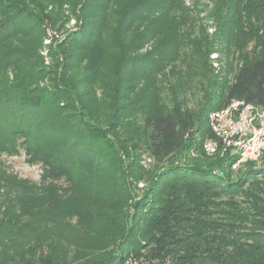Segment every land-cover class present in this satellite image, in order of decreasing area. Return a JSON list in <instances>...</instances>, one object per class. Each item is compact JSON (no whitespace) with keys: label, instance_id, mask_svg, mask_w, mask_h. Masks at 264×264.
<instances>
[{"label":"trees","instance_id":"16d2710c","mask_svg":"<svg viewBox=\"0 0 264 264\" xmlns=\"http://www.w3.org/2000/svg\"><path fill=\"white\" fill-rule=\"evenodd\" d=\"M199 7L186 0H0V148L9 155L23 151L29 162L55 174L74 160L95 164L102 150L98 129L111 134L120 123V93L128 98L142 90V101L128 105L141 137L123 150L132 157L124 165L141 166L132 156L136 150L156 168L137 180L146 189L130 208L127 197L109 206L120 221L123 214L128 218L99 233L97 244L112 251L95 264H264V161L235 172L234 157L202 152L212 138V111L232 101L264 106V51L239 46L241 66L215 77L195 103L182 96L190 84L182 82V88L179 79H170L178 101L172 97L165 106L166 72L191 58L183 49L217 55L212 64H201L206 76L232 54L229 44L198 39ZM40 49L51 65L45 66ZM107 54L116 56L108 71ZM192 67L182 79H190ZM191 150L201 156L183 162ZM18 217L12 206L0 209V264H55L52 245L48 254L8 258L5 239Z\"/></svg>","mask_w":264,"mask_h":264},{"label":"rangeland","instance_id":"374dc122","mask_svg":"<svg viewBox=\"0 0 264 264\" xmlns=\"http://www.w3.org/2000/svg\"><path fill=\"white\" fill-rule=\"evenodd\" d=\"M186 1L189 5L192 2L200 5V18L195 23V30L202 29V37L198 39L202 43L220 47L229 44L233 48L231 55L223 57L225 65L217 67L215 64L209 67L208 76L204 74L201 64H212L217 55L213 53L209 57L206 54L205 57L196 47L185 48L181 52L191 57L183 63L184 66L181 63L178 69L166 72L168 78L162 88L163 94L168 95L169 100L173 97L178 101L170 93L172 86L169 80L179 79L182 88H186L185 84H190L188 89H182V96L186 95L187 100L195 103L202 96L200 90L204 91L215 77L228 71L231 75L241 66L237 60L239 46L249 53L264 51V0H218L220 6L217 9L214 8L216 2L203 5L205 1L202 0ZM249 2L252 4H248ZM247 4L251 7L244 10ZM219 11H224L223 19L219 18ZM242 12L245 14L242 15ZM209 17L214 20L210 21ZM69 27H72V23ZM46 44L49 42L46 41L42 46ZM43 49L39 52L45 57V66H49L52 62L46 58L47 52ZM115 60V55H106V71ZM226 60L228 62L225 63ZM190 65L193 67L187 81L182 77ZM126 74L130 76L131 73ZM120 85V89L125 86L123 83ZM101 92L97 90V95L101 96ZM124 92L129 94L127 90ZM141 93L142 90L137 89L128 98L120 93V123L111 134H107L102 127L98 129L102 135V150L95 164L74 160L71 166L55 174V170H45L40 164L29 162L23 151L21 155H9L0 148V209L12 206L19 216L5 239L8 258L28 259L32 252H36V255L48 254L49 245H52V259L55 264H95L111 253L112 247L97 244V236L106 228L122 227V222L128 216L127 213L123 214V221H120V216H115L109 206L120 200V197H127L130 208L138 198L137 193L146 189V184L137 180L142 175L151 177L154 173L152 170L156 168L154 161L148 156L140 157L135 149L132 156L140 161L141 166L134 165L129 169L124 165L132 157L130 153L126 157L123 150L128 148L130 151L129 147H135L136 140L141 137V125L134 118L135 114L127 112L128 105L137 106L134 101H142ZM171 101H166L165 106H170ZM230 155L231 152L228 151L214 158L227 159ZM238 159L239 157L232 162L235 172L245 164L241 163L234 168L233 165ZM61 174H68V177Z\"/></svg>","mask_w":264,"mask_h":264},{"label":"built area","instance_id":"2783aa9c","mask_svg":"<svg viewBox=\"0 0 264 264\" xmlns=\"http://www.w3.org/2000/svg\"><path fill=\"white\" fill-rule=\"evenodd\" d=\"M212 138L202 145L208 158L231 152L236 160L234 168L241 163L264 161V106L258 107L244 101H232L227 107L212 111L208 117ZM201 154L191 150L185 162L197 159Z\"/></svg>","mask_w":264,"mask_h":264}]
</instances>
